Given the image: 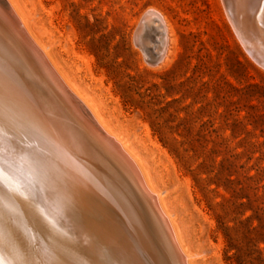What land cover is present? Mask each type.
Instances as JSON below:
<instances>
[{
    "label": "rangeland",
    "instance_id": "obj_1",
    "mask_svg": "<svg viewBox=\"0 0 264 264\" xmlns=\"http://www.w3.org/2000/svg\"><path fill=\"white\" fill-rule=\"evenodd\" d=\"M11 1L58 71L136 160L188 263L229 264L231 257L235 264V256L264 262V69L241 47L221 0ZM147 12L148 31L137 45L135 30ZM155 18L166 24L158 31ZM253 24L246 34L264 56V5ZM162 35L165 56L151 65L141 48L155 54ZM36 117L49 128L59 124L43 108ZM14 132L0 113V164L43 176L34 184L39 196L18 199L0 186L2 258L87 264L79 248L89 253L93 234L85 230L80 241L62 225L59 208L68 196L46 160L51 139L36 129L23 157L3 138ZM53 187L60 205L48 198Z\"/></svg>",
    "mask_w": 264,
    "mask_h": 264
},
{
    "label": "bare ground",
    "instance_id": "obj_2",
    "mask_svg": "<svg viewBox=\"0 0 264 264\" xmlns=\"http://www.w3.org/2000/svg\"><path fill=\"white\" fill-rule=\"evenodd\" d=\"M230 1L235 8L245 14L246 19L244 27L247 30L254 31L253 18L256 10L264 5V0ZM2 11L10 14V17L14 20L19 32L25 37V39H27L28 44L32 45L36 50L35 55L41 58V60H43L42 62L49 68L48 76L51 75L54 77L55 81L54 82L50 79L51 76L49 77L48 80L51 87L55 89L56 92L57 90L58 92L61 91V95L65 96L69 103L73 104L74 110L72 111L77 116L79 115L84 119L85 123L89 126V129H91L89 130L84 124L80 126V128L74 126L73 129L72 127L66 128L64 122L70 121L67 116L62 118L59 116L58 110H60L61 107L58 102L55 101V103L52 101V107L57 108L56 112L58 114L46 110L44 107L45 104L32 102L30 96L21 88V86L16 87L12 80H8L4 75L0 76V113L5 116V121L16 131V133H8L3 137L8 143H13L16 148L14 150L11 148L8 149L17 152H19L20 149L21 152L19 153L24 157L25 154L22 153L25 152L27 145L31 142L36 129H39L45 138L51 139L50 144L52 143L53 147H49L48 149L46 147L47 143L44 140L42 141L43 146L47 149L46 160H49L53 175L59 183H63V185L66 184L64 185V189L66 196L68 197L65 206L64 204L60 205L59 200L56 199L58 189L53 187L47 192L48 198L53 200L55 204L57 203L60 205L59 216L66 232L73 233L80 241L85 230H90L92 232L93 246L92 249H89L91 251H88L89 253L85 254L86 249L83 247L79 248V253L84 254L87 264H130L124 254L125 248L123 249L122 246V243L125 242L123 237L124 234L120 229L117 228L120 233L115 229L117 225L114 223L117 222V217H120V214L115 207L111 205L113 199L112 187L106 183L105 176L103 175L104 169L101 165H96V167L95 165L93 166V163L89 162L90 159L87 157L86 153L82 152L84 148H81L78 136L83 134L87 139L89 138L88 136H90L91 131H93L91 134L96 136L93 140L100 139V141L105 144L106 148H108L114 155L115 158L113 157V160L117 159L121 161V163L123 162V166L128 171V176L139 183L140 187L150 199L164 226L168 230L174 248L180 255L182 264H189L188 257L185 254L184 249L181 247V241L179 242L180 238L178 239L176 230H174L169 217L160 204L159 196L146 181V177H144L145 175L143 176L136 160L126 150L120 140L117 139L116 136L102 123L100 117L89 105L86 99L82 97L68 82L66 77L58 71L57 66L54 65L35 36H33L26 20L19 13L15 4L11 0H0L1 16L3 15ZM161 28L162 27L159 25L154 30L158 31ZM161 46L162 48L160 49V52H158V49ZM3 49L4 48H1L0 46L1 62L5 63L10 68L8 70L19 74V72L16 71L18 70V66L15 60L6 54ZM158 49L153 55L159 62L165 56V39L163 35L159 42ZM10 55L14 57L13 54ZM59 99L62 100L61 96ZM66 103L65 105H69L68 102ZM42 108L49 112L51 118H55V121L59 124L52 121L51 123H53V125L49 128L48 125H43L42 122H38L36 110H42ZM70 113L71 112L68 114ZM51 129L55 130L54 134H51ZM74 129L77 131L75 130L76 132H72ZM85 130L86 133L89 134H84ZM42 176L43 174H32L31 176L26 175L23 167L21 168L12 162L0 164L1 188L6 195L12 194L18 199L29 196L34 197V195L39 196V189L37 188V191L34 184H36ZM36 186H38V183ZM4 224L7 225V223ZM5 249L0 244V264H12L4 260L5 258H2L7 256V253L4 251ZM134 257H136L135 260L137 264H144L138 258L137 254H134Z\"/></svg>",
    "mask_w": 264,
    "mask_h": 264
},
{
    "label": "water",
    "instance_id": "obj_3",
    "mask_svg": "<svg viewBox=\"0 0 264 264\" xmlns=\"http://www.w3.org/2000/svg\"><path fill=\"white\" fill-rule=\"evenodd\" d=\"M221 3L226 18L241 47L257 66L264 69V56L255 50L253 42L250 41L246 34L244 27L245 14L235 8L230 0H221ZM2 14V16L0 15V46L4 48L3 50L6 54L15 60L18 66V70L16 71L19 74L8 70L10 68L1 62L2 60L0 59V76L4 75L8 80H12L16 87L21 86L30 96L32 102L45 104L46 110L58 114L56 112L57 108L52 107V101L58 102L61 107L58 110L59 116L61 118L67 116L70 121L64 122L66 128L72 127L73 129V126L80 128L84 124L89 129L84 119L79 115L78 117L72 111L74 110L73 104L69 103L65 96L61 95V91L58 92L57 90L56 92L51 87L48 80L51 76H48L49 68L42 62L41 58L35 55L36 50L32 45L28 44L27 39L19 32L10 14L3 11ZM149 20L150 16L147 12L143 15L135 30V42L137 41V37L142 36L143 33L148 31L146 30V25ZM155 20L161 27L163 26L160 19L155 18ZM137 45L139 44L137 43ZM161 48L162 46L158 49V52H160ZM141 49L146 56L147 62L151 65H157V59L153 55L154 51ZM10 54H13L14 57ZM50 79L54 81V77L51 76ZM60 96L62 100L59 99ZM63 101L65 103L68 102L69 105H65ZM68 110L72 114H68ZM75 130L72 132L77 131ZM91 133L87 139L83 134L79 135L78 138L81 148H84L82 152L86 153L90 159L89 162L93 163V166L101 165L104 169L103 175L105 176L106 183L112 187L113 199L111 205L120 214V217H117V222L114 223L117 225L115 229L119 233L122 231L124 234L125 242L122 243V246L123 249L125 248L124 254L127 261L130 264H137L136 257H134V254H137L144 264H182L180 255L174 248L168 230L158 216L147 194L138 182L128 176V171L123 166V162L121 163L117 159L113 160L114 155L112 152L106 148L100 139L93 140L96 136ZM84 134L89 133H86L85 130Z\"/></svg>",
    "mask_w": 264,
    "mask_h": 264
},
{
    "label": "trees",
    "instance_id": "obj_4",
    "mask_svg": "<svg viewBox=\"0 0 264 264\" xmlns=\"http://www.w3.org/2000/svg\"><path fill=\"white\" fill-rule=\"evenodd\" d=\"M264 242V241H263ZM231 257H228L227 258V261L229 262V264H232L231 263ZM235 264H264V262H262V260H260L259 256L258 257H255V258H252L250 259V261L248 260H242L239 256H235Z\"/></svg>",
    "mask_w": 264,
    "mask_h": 264
}]
</instances>
